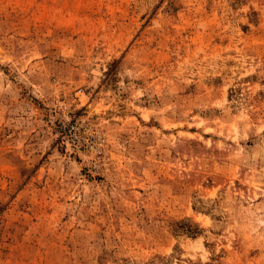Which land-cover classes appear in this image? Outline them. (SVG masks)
Wrapping results in <instances>:
<instances>
[{"label":"rangeland","instance_id":"1","mask_svg":"<svg viewBox=\"0 0 264 264\" xmlns=\"http://www.w3.org/2000/svg\"><path fill=\"white\" fill-rule=\"evenodd\" d=\"M0 264H264V0H0Z\"/></svg>","mask_w":264,"mask_h":264}]
</instances>
